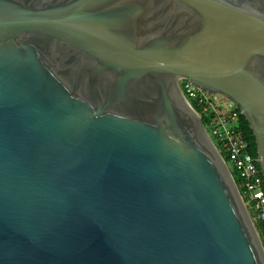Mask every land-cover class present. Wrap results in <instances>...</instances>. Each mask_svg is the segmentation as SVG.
Returning a JSON list of instances; mask_svg holds the SVG:
<instances>
[{"label": "water", "instance_id": "water-1", "mask_svg": "<svg viewBox=\"0 0 264 264\" xmlns=\"http://www.w3.org/2000/svg\"><path fill=\"white\" fill-rule=\"evenodd\" d=\"M180 78L264 175V0H0V264H264Z\"/></svg>", "mask_w": 264, "mask_h": 264}, {"label": "built area", "instance_id": "built-area-1", "mask_svg": "<svg viewBox=\"0 0 264 264\" xmlns=\"http://www.w3.org/2000/svg\"><path fill=\"white\" fill-rule=\"evenodd\" d=\"M180 92L205 115L209 136L215 139L218 153L228 160L239 178V187L246 199L244 204L251 205L256 218L264 225V175L256 157L249 152L248 141L238 131L239 108L231 100L210 94L189 79L182 78Z\"/></svg>", "mask_w": 264, "mask_h": 264}, {"label": "trees", "instance_id": "trees-1", "mask_svg": "<svg viewBox=\"0 0 264 264\" xmlns=\"http://www.w3.org/2000/svg\"><path fill=\"white\" fill-rule=\"evenodd\" d=\"M189 103L192 106V108L195 110V112L199 115L201 122L205 126L206 130H208L205 115L200 112V109L195 105V103L193 101H189ZM238 131L241 133V135L244 137V139H246L248 141L250 154L252 156L256 157V147H255L254 138L252 136V132L249 128L247 121L245 120V118L241 114L238 117ZM223 159H224L226 164L229 163L225 157H223ZM230 172H231L232 177L235 181V184L238 188V191L240 192V194L242 196V191L240 190V187H239V178L236 176V173L232 169L230 170ZM242 199L246 203L245 197L242 196ZM246 205H247L249 215H250L251 219H253L254 227L257 231V234L259 236L261 244L264 248V225L256 218L255 213H254L253 209L251 208V205H249V204H246Z\"/></svg>", "mask_w": 264, "mask_h": 264}, {"label": "rangeland", "instance_id": "rangeland-1", "mask_svg": "<svg viewBox=\"0 0 264 264\" xmlns=\"http://www.w3.org/2000/svg\"><path fill=\"white\" fill-rule=\"evenodd\" d=\"M207 132H208V134H209V130H207ZM210 138H211V140H212V142L215 144L216 143V141H215V139L213 138V137H211L210 136ZM227 166H228V168H229V170H231V165L228 163L227 164ZM241 195V194H240ZM245 206H246V208H247V205L245 204ZM247 211H248V209H247ZM249 213V212H248ZM252 221H253V219H252ZM254 223V222H253Z\"/></svg>", "mask_w": 264, "mask_h": 264}, {"label": "flooded vegetation", "instance_id": "flooded-vegetation-1", "mask_svg": "<svg viewBox=\"0 0 264 264\" xmlns=\"http://www.w3.org/2000/svg\"><path fill=\"white\" fill-rule=\"evenodd\" d=\"M180 79H182V78H180ZM179 80V79H178Z\"/></svg>", "mask_w": 264, "mask_h": 264}]
</instances>
